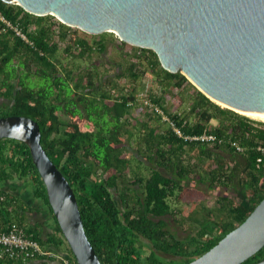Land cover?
I'll return each mask as SVG.
<instances>
[{"label": "trees", "instance_id": "1", "mask_svg": "<svg viewBox=\"0 0 264 264\" xmlns=\"http://www.w3.org/2000/svg\"><path fill=\"white\" fill-rule=\"evenodd\" d=\"M0 9L35 41L31 47L0 33V116L38 121L41 143L72 185L103 264H186L242 223L264 198V121L212 100L181 71L164 68L151 48L110 31L86 32L18 3L0 0ZM147 81L152 88L147 96L178 124L186 120L185 133L207 129L217 138L185 140L152 108L129 104ZM16 177L27 178L34 196L50 206L27 143L0 138V185ZM211 189L224 190L216 207L207 199ZM0 192L6 194L4 188ZM4 197L0 232L21 219L18 200ZM20 219L40 241L36 229ZM172 220L184 235H177ZM41 243L65 245L71 264H79L59 225ZM263 257L264 246L241 264Z\"/></svg>", "mask_w": 264, "mask_h": 264}, {"label": "water", "instance_id": "2", "mask_svg": "<svg viewBox=\"0 0 264 264\" xmlns=\"http://www.w3.org/2000/svg\"><path fill=\"white\" fill-rule=\"evenodd\" d=\"M89 33L110 31L153 49L202 92L235 111L264 113V0H4ZM29 146L50 207L79 264H103L75 191L41 143L37 120L0 116V138ZM264 246V198L213 247L186 264H241ZM255 264H264V257Z\"/></svg>", "mask_w": 264, "mask_h": 264}, {"label": "built area", "instance_id": "3", "mask_svg": "<svg viewBox=\"0 0 264 264\" xmlns=\"http://www.w3.org/2000/svg\"><path fill=\"white\" fill-rule=\"evenodd\" d=\"M0 33H9L20 38L23 42L31 47H35V41L29 35V32L24 29V26L20 22L12 21L8 18L4 12L0 9ZM147 90H139L135 100H131L129 104L140 102L141 104L152 108L161 118V121L169 126L175 134L185 140H215L217 136L214 133L208 132L207 129L201 133L189 134L185 133L182 129L183 124H178L176 120L172 119L163 109L162 105L155 102L147 96ZM113 93L117 94V90L113 89ZM233 146L237 150H243V147L236 141L232 142ZM43 248L41 243L32 238L26 230V227L17 221H12L5 231L0 232V257H12L15 259H21L24 261L39 258L40 256L51 254ZM64 262L70 264L69 260L65 258Z\"/></svg>", "mask_w": 264, "mask_h": 264}, {"label": "crops", "instance_id": "4", "mask_svg": "<svg viewBox=\"0 0 264 264\" xmlns=\"http://www.w3.org/2000/svg\"><path fill=\"white\" fill-rule=\"evenodd\" d=\"M3 188L6 194L0 192V197L5 195L4 199L9 197L8 200H10V197L13 196L21 204V208L14 207V209H18L21 219L18 217L14 220L20 219L27 228H35L41 239L40 241L37 239L40 243L42 240L46 241L48 235L57 233L58 225L50 206L44 200L34 196L33 187L27 178L18 179L16 177L15 180L1 184L0 190ZM43 248L52 253L27 261L0 258V264H66L63 258L66 257L69 260L65 245L57 248L52 244H47V247L43 246ZM69 263L71 264L70 260Z\"/></svg>", "mask_w": 264, "mask_h": 264}, {"label": "rangeland", "instance_id": "5", "mask_svg": "<svg viewBox=\"0 0 264 264\" xmlns=\"http://www.w3.org/2000/svg\"><path fill=\"white\" fill-rule=\"evenodd\" d=\"M115 56H117V54L115 53ZM86 62V61H85ZM86 63H91V62H89V61H87ZM38 82V81H37ZM39 83V82H38ZM30 84L32 85V86H34L35 85V82H33V81H31L30 80ZM150 84V82H144V83H142L141 85H142V87H141V89L139 88V90H143V91H148L149 92V90L150 89H152L151 88V86L149 85ZM155 86V85H154ZM0 103H1V101H0ZM59 114L61 115V118H63L64 120H67L68 119V116L67 115H65V114H63L62 112H60L59 111ZM257 120H259V119H257ZM261 121H263V120H261ZM213 122H215V120L213 121ZM223 191L224 190H219V189H211V190H208L207 191V194H208V197H207V199H208V201H210V204L214 207H216V205H215V199H216V196L218 195V194H221V193H223ZM172 227H173V229H175V231H176V233H177V235L178 236H182V235H184L185 233H184V231L181 229V227L174 221V220H172ZM147 243V242H146ZM163 257V256H162ZM163 258H165V257H163Z\"/></svg>", "mask_w": 264, "mask_h": 264}, {"label": "bare ground", "instance_id": "6", "mask_svg": "<svg viewBox=\"0 0 264 264\" xmlns=\"http://www.w3.org/2000/svg\"><path fill=\"white\" fill-rule=\"evenodd\" d=\"M242 114H245L249 117L255 118V119H259V120H263L264 121V113H254V112H242Z\"/></svg>", "mask_w": 264, "mask_h": 264}]
</instances>
